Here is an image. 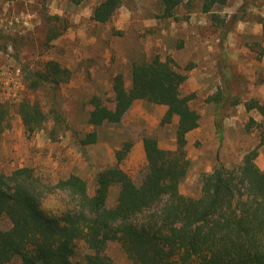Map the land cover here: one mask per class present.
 Wrapping results in <instances>:
<instances>
[{
  "label": "rangeland",
  "instance_id": "rangeland-1",
  "mask_svg": "<svg viewBox=\"0 0 264 264\" xmlns=\"http://www.w3.org/2000/svg\"><path fill=\"white\" fill-rule=\"evenodd\" d=\"M100 1L0 0V102L8 107L10 123L0 133V171L28 167L51 180L76 174L92 187L96 175L116 163L115 151L130 141L119 165L140 184L147 172L143 136L152 134L162 148H176L177 119L160 124L165 105L135 100L120 123L98 126L97 141L84 148L73 133L83 136L93 129L87 123L93 94L112 99V78L121 73L129 87L133 62L156 55L187 73L183 91L194 94L190 106L200 115L199 126L187 134L190 167L180 191L197 196L203 172L218 161L237 168L255 147L256 163L264 169V115L245 105L264 102V0H227L213 7L216 18L202 11V0H181L171 17L162 16L160 0H122L106 23L92 19ZM51 59L71 71L59 92L69 128L59 129L55 140L44 128L27 133L18 112L26 96L44 100L28 90L26 68L39 69ZM117 191L114 185L110 205ZM9 227L10 220L0 217V229ZM77 246L75 260L93 252L84 240ZM107 253L114 264H133L116 241L108 242Z\"/></svg>",
  "mask_w": 264,
  "mask_h": 264
},
{
  "label": "trees",
  "instance_id": "trees-1",
  "mask_svg": "<svg viewBox=\"0 0 264 264\" xmlns=\"http://www.w3.org/2000/svg\"><path fill=\"white\" fill-rule=\"evenodd\" d=\"M226 1L202 0V11L212 13ZM160 2L164 17L174 16L181 4ZM121 5L122 0H101L92 19L106 23ZM25 76L28 90L44 100L26 96L18 104L24 129L29 134L47 129L55 140L59 129L69 128L59 92L71 71L51 59L39 69L26 68ZM186 79L187 73L159 55L133 62L130 86L116 74L112 99L96 93L88 100L87 123L93 129L83 136L73 133L84 148L97 141L98 126L120 123L135 100L165 105L160 124L177 119L176 148H162L156 136L144 135L147 172L140 184L119 165L132 148L130 141L115 151L116 163L99 172L92 187L76 174L51 180L28 167L0 171V217L11 223L0 229V264L16 257L21 264H114L109 241L118 242L133 264H264V169L256 163L258 147L246 152L237 168L218 161L203 172L197 196L180 191L190 167L187 134L200 124L199 112L190 106L194 94L183 91ZM245 105L264 115V102L252 99ZM8 113L0 102V133L10 126ZM114 185L117 197L110 205ZM78 240L93 250L83 261L74 259Z\"/></svg>",
  "mask_w": 264,
  "mask_h": 264
}]
</instances>
